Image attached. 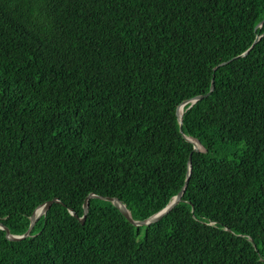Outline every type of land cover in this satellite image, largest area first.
I'll return each instance as SVG.
<instances>
[{
  "label": "trees",
  "instance_id": "trees-1",
  "mask_svg": "<svg viewBox=\"0 0 264 264\" xmlns=\"http://www.w3.org/2000/svg\"><path fill=\"white\" fill-rule=\"evenodd\" d=\"M55 197L0 264H264V0H0V222Z\"/></svg>",
  "mask_w": 264,
  "mask_h": 264
},
{
  "label": "water",
  "instance_id": "water-1",
  "mask_svg": "<svg viewBox=\"0 0 264 264\" xmlns=\"http://www.w3.org/2000/svg\"><path fill=\"white\" fill-rule=\"evenodd\" d=\"M259 38L256 39V41L258 40ZM222 63H225V62H221ZM220 64V65H221ZM214 85H212V89H213ZM205 95L204 94H200V95H197L195 96L194 98H190V99H187L185 101H183L178 107H177V114H178V117H179V121H180V127H181V131L183 132V115H184V109H183V112L180 113V106L181 105H186L188 102L192 101L195 102L199 99H202ZM184 137L193 143L194 145V151H198L200 150L201 148H199L197 145H195L194 141L191 139L193 137L191 136H188L186 135L185 133H183ZM189 171H188V174H187V178L185 180V183L182 187V189L172 198V200L166 205L165 208L161 209L159 212H157L155 215L151 216L149 219H145V220H140V219H134L132 214H131V211L129 210V208L127 207V205L118 197L116 196H102V195H94L93 193L90 194L89 196L86 197L85 199V203H84V214H83V217L80 218V220L84 223L85 220H86V217H87V214H88V210H89V199L91 197H100V198H104V199H107V200H110V201H113V203L122 211V213L126 216V218L132 222L133 224L135 225H142V224H149L151 222H156L158 220H160L165 214H167L168 212H170L181 200H183V194L185 192V189H186V186L187 184L189 183V179H190V176H191V169H192V152L190 153V156H189ZM54 202H61V200L59 198H52L50 200H47L46 202L42 203L41 205H39L38 207L35 208V210L33 211L32 215H31V224H30V227L27 229V231L23 234H13L11 233L10 229L5 225L3 224L2 222H0V227L5 229L6 232H7V236L10 238V239H13V240H20L22 238H25L27 236L30 235L31 233V230L33 229L36 221L38 220V218L44 214L45 212H47V210L50 208V206L54 203ZM38 212V214H37ZM77 216V215H76Z\"/></svg>",
  "mask_w": 264,
  "mask_h": 264
},
{
  "label": "bare ground",
  "instance_id": "bare-ground-1",
  "mask_svg": "<svg viewBox=\"0 0 264 264\" xmlns=\"http://www.w3.org/2000/svg\"><path fill=\"white\" fill-rule=\"evenodd\" d=\"M260 37H261V36H257V38H259V39H260ZM257 38H256V39H257ZM259 39H258V40H259ZM258 40H257V41H258ZM257 41L255 40V42H257ZM251 48H252V46H251L248 50H246L245 52H243L242 55L247 54ZM228 61H229V60H228ZM228 61H225V63H227ZM225 63H222V64H225ZM222 64H221V65H222ZM219 66H220V65H219ZM215 69H216V67H215ZM214 84H215V83H214V80H213L212 85H214ZM212 85H211V89H210V91L207 92L206 94H204L205 96H207L208 94H210L211 91L214 89V87H213V89H212ZM205 96H204V97H205ZM195 102H196V101H195ZM183 109H184V105H181V106H180V113L183 112ZM191 139L194 141L195 145H197L199 148H201V149L198 150V151H205V148L203 147V145L201 144V142H200L197 138H194V137H193V138H191ZM196 151H197V150H196ZM235 153H236V152H235ZM230 154H231V153H230ZM232 154H233V153H232ZM243 164H244V163H243ZM90 194H92V193H90ZM90 194H89V195H90ZM93 194H94V195H99V194H96V193H93ZM89 195H88V196H89ZM102 196H108V195H102ZM111 197H112V196H111ZM55 198H56V197H55ZM91 198H92V197H91ZM91 198H90V199H91ZM97 198H100V197H97ZM118 198H119V197H118ZM85 199H86V198H85ZM90 199H89V202H90ZM101 199H104V198H101ZM105 200H107V199H105ZM109 201H110V200H109ZM45 202H46V201H45ZM112 202H113V201H112ZM84 203H85V201H84ZM40 205H41V204H40ZM83 207H84V204H83ZM88 207H89V206H88ZM165 207H166V206H165ZM165 207H164V208H165ZM69 211H70L74 216L77 215V213H76L73 209L70 208ZM159 211H160V210H159ZM159 211H158V212H159ZM45 213H46V212H45ZM45 213H44V214H45ZM156 213H157V212H156ZM156 213L152 214L151 216L155 215ZM37 214H38V212H37ZM42 215H43V214H42ZM151 216H149L147 219H149ZM76 217L80 220V218L83 217V216L79 217V216L77 215ZM140 220H145V219H140ZM80 221H81V220H80ZM81 222H82V221H81ZM151 223H152V222H151ZM30 224H31V223H30ZM149 224H150V223H149ZM142 225H145V224H142ZM29 227H30V226H29ZM13 234H14V233H13ZM6 235H7V233H6Z\"/></svg>",
  "mask_w": 264,
  "mask_h": 264
}]
</instances>
